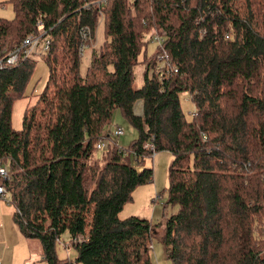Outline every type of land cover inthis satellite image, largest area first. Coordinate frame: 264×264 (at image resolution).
I'll use <instances>...</instances> for the list:
<instances>
[{"label": "trees", "instance_id": "obj_1", "mask_svg": "<svg viewBox=\"0 0 264 264\" xmlns=\"http://www.w3.org/2000/svg\"><path fill=\"white\" fill-rule=\"evenodd\" d=\"M0 4L14 13L0 18V59L37 32V18L49 40L45 86L19 129L11 124L13 103L27 96L36 61L0 64V163L10 172L0 185L20 234L38 240L47 264H153L151 221L119 213L153 176L130 156L141 162L161 150L172 156L166 204L177 206L161 238L171 264H264V0ZM155 36L160 42L148 57ZM183 92L194 104L191 117ZM116 110L137 131L128 148L104 133ZM101 139L99 164L93 155ZM65 232L74 262L57 254Z\"/></svg>", "mask_w": 264, "mask_h": 264}, {"label": "rangeland", "instance_id": "obj_2", "mask_svg": "<svg viewBox=\"0 0 264 264\" xmlns=\"http://www.w3.org/2000/svg\"><path fill=\"white\" fill-rule=\"evenodd\" d=\"M1 2L3 0H0ZM14 16L12 6L10 4H0V18L11 19ZM97 40H100L102 26L99 24L97 28ZM264 31V29H262ZM156 41L152 40L147 46L146 54L150 57L156 51ZM36 65L28 80L24 93L26 97L18 98L13 103L11 124L14 129H19L22 123L24 108L36 102L37 95L44 88L48 70L43 61V54L37 51L33 55ZM143 54H140L139 60H142ZM89 63L88 53L84 52L81 62V71H84ZM145 64L140 62L133 68L135 74V86H140L143 81V71ZM151 71H149L150 74ZM181 107L186 117H191L190 112H194V104L191 103L190 97L187 93H180L179 96ZM138 102V103H137ZM135 106L142 105V101H137ZM137 114L141 112L135 111ZM116 127H120L123 133L115 137L118 147L128 148L134 138L137 137L136 129L121 115L119 110L114 111L111 122L105 127L104 133L110 131L113 135ZM102 150H97L93 155V160L97 163H102ZM130 160L132 165L138 170L143 167H150L153 169V176L148 183L139 185L131 193V200L123 205L119 213L120 218H125L130 215H135L140 218H147L151 221L155 230V236L151 244V259L153 264H171L167 258L166 249L161 242L164 233L166 216L174 213L177 210L176 205H168L167 189L169 185L168 171L172 161V156L168 151L161 150L155 152L153 155L144 156L143 160L139 162L131 155ZM13 204L6 201L3 197L0 198V264H47L41 257V247L37 239L25 238L20 234L16 223L12 218ZM69 235L65 232L61 235L60 240L56 244L57 254L59 257H68L74 262L75 248L68 243ZM40 253V254H39ZM68 255V256H67ZM33 262V263H32ZM75 264V263H74Z\"/></svg>", "mask_w": 264, "mask_h": 264}, {"label": "built area", "instance_id": "obj_3", "mask_svg": "<svg viewBox=\"0 0 264 264\" xmlns=\"http://www.w3.org/2000/svg\"><path fill=\"white\" fill-rule=\"evenodd\" d=\"M36 28L37 32L36 33H30L28 34L23 41L20 44H15L13 48L6 52L3 57L0 59V64H4L7 66H15L18 61L21 58H29L33 57L34 54L37 53V51L42 52V54L47 50L49 40L43 37L44 31H42V21L41 18H37L36 20ZM154 40L156 43L159 45L160 38L155 36ZM141 112V109H140ZM191 115H194V112H190ZM123 133L122 128L116 127L114 130V135L119 136ZM109 134V133H108ZM106 140L101 139L98 140L96 143V149L97 150H102L106 144ZM148 148L153 149L152 144L147 145ZM10 172L8 167L0 163V177H9ZM0 196L3 197L6 201H8V192L5 190L3 186L0 185ZM82 236H78L77 239H74V242L76 241H81ZM68 246V243H66Z\"/></svg>", "mask_w": 264, "mask_h": 264}, {"label": "crops", "instance_id": "obj_4", "mask_svg": "<svg viewBox=\"0 0 264 264\" xmlns=\"http://www.w3.org/2000/svg\"><path fill=\"white\" fill-rule=\"evenodd\" d=\"M4 1V0H3ZM1 2V1H0ZM140 101V100H139ZM138 103V102H137ZM142 106V105H141ZM141 106H139V105H136L135 106V111H140V109H141ZM136 113V112H135ZM40 254V253H39ZM42 257V256H41ZM33 263V262H32Z\"/></svg>", "mask_w": 264, "mask_h": 264}, {"label": "water", "instance_id": "obj_5", "mask_svg": "<svg viewBox=\"0 0 264 264\" xmlns=\"http://www.w3.org/2000/svg\"><path fill=\"white\" fill-rule=\"evenodd\" d=\"M142 111H143V108H142ZM134 112H135V110H134ZM135 114L140 116V115H142V112H141V114H137V113H135Z\"/></svg>", "mask_w": 264, "mask_h": 264}]
</instances>
